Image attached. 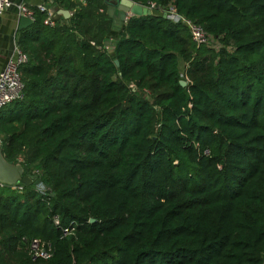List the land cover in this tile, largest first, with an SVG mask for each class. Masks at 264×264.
Masks as SVG:
<instances>
[{"label": "trees", "instance_id": "trees-1", "mask_svg": "<svg viewBox=\"0 0 264 264\" xmlns=\"http://www.w3.org/2000/svg\"><path fill=\"white\" fill-rule=\"evenodd\" d=\"M132 1L218 47L160 11L113 31L103 0L54 26L35 12L0 145L45 191L0 187V264H264V0ZM31 238L51 257L31 260Z\"/></svg>", "mask_w": 264, "mask_h": 264}, {"label": "built area", "instance_id": "built-area-1", "mask_svg": "<svg viewBox=\"0 0 264 264\" xmlns=\"http://www.w3.org/2000/svg\"><path fill=\"white\" fill-rule=\"evenodd\" d=\"M13 5L11 0H0V15L10 8ZM17 12L20 16L28 17L32 22L34 21L35 12L44 13L46 16L43 20V23L48 26H54L56 24V19L51 15L50 12L47 11L46 7L42 4L36 5L34 8L29 7L24 3H17L14 4ZM141 6L146 7L148 10L151 11V14L154 11L163 12L166 18L170 19L171 21L177 23L180 22L184 24L191 35V39L197 45H206L210 48H217L218 45L213 41L211 36H209L206 31L196 23L195 21L179 14L176 10L169 6L167 9L162 10L159 4L155 1H148L146 5ZM134 15H128L127 19ZM136 16V15H135ZM105 48V47H104ZM106 49V48H105ZM28 61V56L25 52H23L17 45H14V49L12 54L7 59L4 67L0 71V111L15 101H22L25 97V85L21 78L20 74V67L26 64ZM180 80L185 81V86L189 84V79L185 76L184 72L182 71L180 74ZM133 87V85H130ZM144 93L148 96L149 91L147 89L144 90ZM1 143V140H0ZM198 147V144H195ZM205 155L209 154V151L206 149L203 151ZM21 159H18V163ZM5 184L0 182V187L4 186ZM12 188H16V185H10ZM37 189L41 192L45 191V187L43 186L42 182L36 185ZM54 222L58 224V218L54 217ZM64 236H69L74 234V227H66L62 229ZM27 253L31 260L35 261L37 259H48L52 255V247L51 244L41 240L39 238H31L25 239Z\"/></svg>", "mask_w": 264, "mask_h": 264}, {"label": "water", "instance_id": "water-1", "mask_svg": "<svg viewBox=\"0 0 264 264\" xmlns=\"http://www.w3.org/2000/svg\"><path fill=\"white\" fill-rule=\"evenodd\" d=\"M103 2L107 5V14L111 18V29L116 32L123 28L128 15L144 16L151 14V11L146 7L132 0H103ZM58 13L62 14L66 19L69 18V12L67 10L60 9ZM163 16L165 17V15ZM18 22L19 29L27 28L33 23L25 16H20ZM114 63L116 66L118 65L116 59ZM179 84L185 87V81L179 80ZM0 182L5 185H17L18 183L38 185L41 182V178L30 173H25L20 163L7 161L3 156L0 145ZM89 221L93 222L94 219L91 218Z\"/></svg>", "mask_w": 264, "mask_h": 264}, {"label": "crops", "instance_id": "crops-1", "mask_svg": "<svg viewBox=\"0 0 264 264\" xmlns=\"http://www.w3.org/2000/svg\"><path fill=\"white\" fill-rule=\"evenodd\" d=\"M13 5L0 15V71L4 67L7 59L12 54L16 44L19 29V14L14 4L24 3L31 8L42 4L47 11L60 23H67L72 17L75 7L84 5L86 0H11ZM60 9L69 12V18L66 19L59 14ZM101 11V9H100ZM116 36L108 35L105 41V48L112 53L115 47ZM184 67V66H183Z\"/></svg>", "mask_w": 264, "mask_h": 264}]
</instances>
